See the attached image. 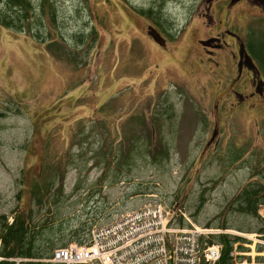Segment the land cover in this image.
Segmentation results:
<instances>
[{
	"label": "rangeland",
	"instance_id": "374dc122",
	"mask_svg": "<svg viewBox=\"0 0 264 264\" xmlns=\"http://www.w3.org/2000/svg\"><path fill=\"white\" fill-rule=\"evenodd\" d=\"M73 1L57 0L62 17L70 16L66 11ZM227 1L171 0L169 11L177 32L174 40L161 32L166 38L162 46L147 34L148 25L152 26L149 20L136 14L127 1L81 0L76 7L81 6L85 21L89 25L92 21L95 28L76 48L78 54L72 61L52 57L45 43L0 25V213H9L15 206L18 210L34 207L29 186L40 174L46 149L51 158L45 162L58 163L65 171L61 182L66 193L79 173L72 165L64 166L71 149L77 159L87 149L82 146L91 143L94 147V142L105 154L126 152L129 127L138 117L150 136L154 105L166 92L176 109L174 150L167 168L140 160L133 175L125 172L132 181L150 180L151 193L126 196L131 189L128 181L110 183L115 180L111 174L101 184L98 178L103 177L105 169L88 163L89 169L80 171V176L88 174L85 187L62 204L63 216L55 218L50 207L37 219L46 217L50 222L47 227L65 229L68 234L70 227L78 224L107 223L126 210L159 203L173 224L181 214L187 222L181 226L212 229L208 237L213 242H217L213 236L221 233L242 237L246 242L233 246L247 248L248 262H264L260 253L264 248H257L258 244L264 246L258 241L264 239L256 232L205 225L217 221L215 216L219 214L233 225L244 219L229 210L230 204L247 181L246 165L257 164L240 166L239 161L225 166L228 143L256 150L258 157L264 154V104L254 109L245 107L238 113L226 109L217 112L215 104L222 100L221 92L207 72V64L199 62L204 56L197 40L218 30L215 24L219 20L241 35L246 29L264 31L261 4L236 0L231 5ZM78 25L69 19L68 27L77 29ZM56 36L57 31L52 30V39ZM84 49L89 50L87 57ZM171 124L169 121L166 126ZM214 130L217 134L211 140ZM153 137L152 147L157 140L155 132ZM209 157L210 162L205 163ZM110 166L116 165L112 162ZM212 175L217 178L208 181ZM66 203L69 207L64 211ZM261 216L264 218V214ZM244 224L255 226L256 221L246 218ZM71 242L75 241L67 244ZM49 258L20 261L49 264Z\"/></svg>",
	"mask_w": 264,
	"mask_h": 264
},
{
	"label": "trees",
	"instance_id": "16d2710c",
	"mask_svg": "<svg viewBox=\"0 0 264 264\" xmlns=\"http://www.w3.org/2000/svg\"><path fill=\"white\" fill-rule=\"evenodd\" d=\"M125 1L128 2V0ZM170 1L147 0L144 4L134 3L133 1L128 3L136 14L149 20L151 27L155 28L160 34L165 33L170 40H174L177 29L171 19L169 11ZM77 3L81 5L82 2L81 0H74L71 9L68 8L66 11L70 16L64 14L62 17L61 8L57 0H0V25L17 32H24L35 40L45 43V48L53 55L52 57L58 59L62 57L65 61H72L75 60L78 54V46L84 44L88 35L94 32L95 28L92 21L90 25L85 21L83 9L81 6L76 7ZM69 19L79 24L77 29L68 27ZM52 30L57 31L55 39L51 37ZM54 47L57 48L56 52L53 50ZM255 49L259 54H262V65L264 67V42L263 44L260 43V45L256 44ZM84 50L86 51L85 57H87L89 50ZM175 113L174 101L165 92L154 105L151 114L152 133L150 136L147 134L146 126L141 122L142 119L140 120L139 117L135 120L133 119L129 127L126 152L112 151L109 154H105L101 152L100 147L95 146L96 142H94L92 145L95 148L90 146L91 143L83 145L82 147L87 149L83 153L80 152L81 159H77L74 158V150L71 149L68 154L69 159L64 163V166L72 165L75 169H78L79 173L73 187L66 193L64 192L63 182H61L65 171L61 169L58 163L47 164L45 162L46 159L51 158L48 156V149H46L40 174L37 178L31 180L29 186L31 206L34 207H30L29 210H18L17 206H15L9 213H0V256L3 257L0 259V264H43L36 260H20L51 257L55 248L65 246L71 240L77 243H84L87 240L94 221L88 224H78L76 228L70 227L67 234L64 232L65 229L63 231L59 230V228L56 229L54 226L47 227L50 223L49 220H46V217L37 219V216L43 209H49L50 207L54 208L55 218L63 216L62 204L72 196H77L79 189L85 187L83 182L87 181L88 174L80 176V171L89 169L87 167L88 163L89 166L97 167L98 170L105 169L103 177L100 175L98 178L101 184L111 174L115 175V180L110 181V183L128 181L131 189L126 196L151 193L149 190L150 180L132 181L130 176L133 175L132 173L140 160L146 161L147 164L159 165L164 169L167 168L174 150ZM169 121L172 124L167 127L166 124ZM153 131L156 133L157 140L152 147L154 144L152 142L154 138ZM225 157V166L239 161L240 166L251 162L257 164L255 167L254 165L251 166L252 163L249 165L250 167L245 164L247 181L238 189L230 204L231 209L229 210H235L236 214L243 216L244 219L233 225L219 214L215 216L217 221H207L205 225L214 226L215 228L220 227V229L234 228L241 232H256L264 239V218L258 214V207L264 204V154H260L258 157L256 150H247L246 147L237 146L230 142L225 149ZM107 158L112 161H108ZM210 158L205 163H209ZM220 161L221 159H217V162L220 163ZM112 162L116 165L115 167L110 166ZM125 172L131 175H126ZM255 176L256 178H253ZM214 178L217 177L209 176L208 181H212ZM67 207H69V203H66L64 211ZM197 211L196 209V213ZM246 218L255 219L256 225L246 224L245 226L244 220ZM186 223L182 215L179 214L176 224L181 226ZM103 224L105 223L98 225ZM251 227H256L254 228L256 230H251L253 229ZM209 238L208 236H201V245L203 246L204 242H213ZM213 239L222 245L221 259L218 264H234L229 256V252L233 249V243L246 242V239L242 237L225 233L215 235ZM237 246L239 250L247 249L241 244ZM258 247L264 248L260 244L257 245ZM243 258L239 257L238 260ZM261 260H264V258Z\"/></svg>",
	"mask_w": 264,
	"mask_h": 264
},
{
	"label": "built area",
	"instance_id": "2783aa9c",
	"mask_svg": "<svg viewBox=\"0 0 264 264\" xmlns=\"http://www.w3.org/2000/svg\"><path fill=\"white\" fill-rule=\"evenodd\" d=\"M166 215L159 203L124 211L112 221L92 227L84 243L71 242L54 249L46 261L49 264H201L199 256L203 255L211 264H218L219 257L215 254L220 256L219 243L204 242L203 246L200 243V237H207L214 232L212 229L196 228L192 237L188 226L173 224ZM258 241L264 244V240ZM233 263L264 264L254 259L248 262L246 258Z\"/></svg>",
	"mask_w": 264,
	"mask_h": 264
},
{
	"label": "flooded vegetation",
	"instance_id": "af4514ba",
	"mask_svg": "<svg viewBox=\"0 0 264 264\" xmlns=\"http://www.w3.org/2000/svg\"><path fill=\"white\" fill-rule=\"evenodd\" d=\"M234 1L236 0H228L227 3L232 5ZM248 1L261 4L264 9V0ZM219 22L215 24L219 27L218 30H212L210 34L197 40L204 56L199 62L201 65L207 64L210 69L207 72L215 78L216 88L221 92L219 98L222 100L215 104L216 111L226 109L238 113L245 107L254 109L260 103L264 104L263 59L262 54L255 49L256 44H263L264 31L247 32V29H244L245 33L241 35L235 27L234 29L227 27L226 21ZM213 31L215 32L212 33ZM160 35L164 38L161 40L162 44H158L150 37L156 44L164 46L166 38ZM255 100L260 102L255 103ZM216 134L217 130H214L210 139L213 140Z\"/></svg>",
	"mask_w": 264,
	"mask_h": 264
},
{
	"label": "bare ground",
	"instance_id": "6f19581e",
	"mask_svg": "<svg viewBox=\"0 0 264 264\" xmlns=\"http://www.w3.org/2000/svg\"><path fill=\"white\" fill-rule=\"evenodd\" d=\"M130 210H126V212H128ZM188 226H189L188 228H189V231H190V234L192 237H193V231L196 228H201V227L196 226V225H188ZM197 243H198V245H200L199 241H197ZM247 251H248L247 249L239 250L238 246H233V249H231V251L229 252V256L232 258V261H234V260L238 259L239 257H244L246 255V253H248ZM218 252L220 253V256H219V254H215V255H216V257H219L218 258V262H219L221 259V253H222V245L221 244H219V246H218ZM260 253L264 255V252H260ZM199 259H200L201 264H211L209 262V260L203 255H200Z\"/></svg>",
	"mask_w": 264,
	"mask_h": 264
},
{
	"label": "water",
	"instance_id": "95a60500",
	"mask_svg": "<svg viewBox=\"0 0 264 264\" xmlns=\"http://www.w3.org/2000/svg\"><path fill=\"white\" fill-rule=\"evenodd\" d=\"M147 34L149 36H151L155 42H157L158 44H162L161 40H164V38L160 35V33L156 29H154L151 26H148L147 27ZM213 135H214V133H213Z\"/></svg>",
	"mask_w": 264,
	"mask_h": 264
}]
</instances>
